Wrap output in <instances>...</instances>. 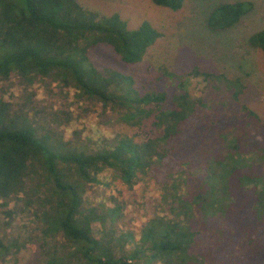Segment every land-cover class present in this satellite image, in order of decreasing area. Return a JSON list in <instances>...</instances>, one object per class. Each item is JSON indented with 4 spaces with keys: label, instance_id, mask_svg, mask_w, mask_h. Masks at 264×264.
<instances>
[{
    "label": "trees",
    "instance_id": "1",
    "mask_svg": "<svg viewBox=\"0 0 264 264\" xmlns=\"http://www.w3.org/2000/svg\"><path fill=\"white\" fill-rule=\"evenodd\" d=\"M150 1L170 11L182 3ZM250 8L248 1L219 3L205 26L227 30ZM162 37L146 21L129 28L117 13L77 0H0V79L24 87L47 80L99 104L110 125L128 128L104 148L77 151L38 134L0 99V206L12 203L0 211V264H17L20 250L33 248L34 230L37 264H264V121L241 101L240 80L193 66L181 74L162 68L137 86L131 75L97 68L87 56L105 45L135 64ZM247 44L264 68V25ZM134 129L144 137L136 139ZM165 166L150 206L137 203L153 215L124 251L125 240L104 231L119 208L85 207V187L98 186L109 171L132 190Z\"/></svg>",
    "mask_w": 264,
    "mask_h": 264
},
{
    "label": "rangeland",
    "instance_id": "2",
    "mask_svg": "<svg viewBox=\"0 0 264 264\" xmlns=\"http://www.w3.org/2000/svg\"><path fill=\"white\" fill-rule=\"evenodd\" d=\"M77 1L102 14L117 13L129 28L146 21L163 33V37L135 64L122 63L108 46L92 47L87 56L97 68L108 67L129 74L137 86L159 75L162 68L173 74H181L196 66L202 71L222 73L229 79L238 78L243 85L241 101L264 121V68L260 53L247 44V38L264 25V0H182L177 11L155 6L150 0ZM235 1L250 2V10L227 30H208L205 19L210 10L219 3ZM45 81L39 79L24 87L15 78L0 79V99L9 103L11 113L21 116L27 125L37 128L38 134L48 133L50 141L77 151H93L104 148V143L110 142L113 133H125L128 129L120 124L110 125L107 110L102 112L99 104L80 100L73 90L60 91L56 86H45ZM191 84H188L189 89ZM194 87L192 91L198 94ZM196 87L202 89L201 85ZM129 133H136V139L144 137L138 129ZM181 156L175 157L182 160ZM165 163L174 171L173 163ZM167 166L159 169L161 173L153 168L151 172L156 177H146L132 190L127 189L109 171L101 175L98 186L85 187V207L101 202L106 209L119 208L120 216L113 223L106 221L104 231L106 235L119 234L125 240L122 241L124 251L133 247L141 224L153 215L149 207L146 210L137 208V203L143 199L150 206L154 198H151L153 190L157 187L155 181L169 171ZM11 207L12 203L0 206V211ZM0 219H4L2 214ZM21 220L25 222L24 217ZM99 225L98 222L92 223L93 234L99 231ZM18 229L19 226L15 228L16 231ZM29 229H34L33 224H29ZM129 233L133 236L132 241L127 240ZM32 235L33 248L20 250L17 264L38 263V231L34 230ZM206 242L209 244L210 240Z\"/></svg>",
    "mask_w": 264,
    "mask_h": 264
}]
</instances>
